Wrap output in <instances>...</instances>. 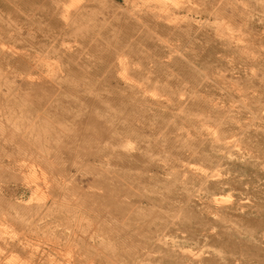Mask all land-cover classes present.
<instances>
[{"label":"bare ground","instance_id":"bare-ground-1","mask_svg":"<svg viewBox=\"0 0 264 264\" xmlns=\"http://www.w3.org/2000/svg\"><path fill=\"white\" fill-rule=\"evenodd\" d=\"M128 1L123 10L108 0H0V50L13 44L25 64L53 68L38 83L28 72L19 85L0 74L4 107L51 124L53 147L42 149L62 177L51 183L60 200L42 201L33 184L30 230L72 207L105 213L93 217L103 227L124 225L114 242L92 235L95 247L55 225L50 241L20 237L13 253L35 264H59L67 252L77 264H248L247 254L264 264V167L251 158L264 151V128L241 122L264 110V59L231 32L252 23L253 6ZM254 9L264 14V4ZM82 156L99 163L93 191L63 180ZM0 205L1 223L15 204L2 193Z\"/></svg>","mask_w":264,"mask_h":264},{"label":"rangeland","instance_id":"rangeland-1","mask_svg":"<svg viewBox=\"0 0 264 264\" xmlns=\"http://www.w3.org/2000/svg\"><path fill=\"white\" fill-rule=\"evenodd\" d=\"M108 1L123 10L128 7L127 0ZM163 1L168 6H174L173 4L175 3L182 4V2H185L184 5L194 4V0ZM233 1H238L241 9H247L252 5L254 11L252 23L238 20L236 21V25L238 26L237 29L231 32L236 35L240 41V45L245 47L251 55L255 56L258 54L264 59V14L254 9L259 7V5H263L264 0ZM128 2H130V0ZM194 5L197 6V4ZM212 18L209 20L212 24L211 26H216L217 22L220 20L217 19V17ZM221 22L224 24L223 20ZM227 24H231V22L227 21L224 25ZM1 40L3 39L0 38V42ZM17 50L18 47L13 44H8L7 51L0 50V58H8L9 60L10 57V60L0 67L1 76L6 77L10 84L19 85L24 72L30 74L32 83H38L40 77L43 78L47 75L49 69H53L49 66H35L31 63L25 64L22 58L16 54ZM258 70L260 73V69ZM254 71H256V69H254ZM240 104L241 103L238 102L236 98L233 102L234 109H237V106ZM4 106V101L0 99V114L3 119V125L0 124V196L3 193L7 199L13 200L15 206L11 209H6L9 214L7 217L8 219L0 223V264H35L29 259L27 260L19 257L18 253H13L15 250L13 247L14 243L17 242L20 237L31 239V236L41 241H50L52 238L49 228L59 224L61 226L58 228L57 232L62 231L65 234H71L72 237L85 239L91 247H95V245L92 246V235L94 234L99 240L101 238L97 237L98 234L112 233V241L118 240L117 237H120L121 232L124 230L123 223L106 219L111 225L109 227H103L97 224V222H94L93 217L105 213L92 208H85L84 211L83 209L72 207L70 211L60 214V219H58L56 223L55 218L53 220L52 218H48L50 223H48V225H42L44 230L32 233L30 229L31 226L35 224L34 221L36 219V216L32 215V210H30L32 209V204L29 202L33 197L36 199L35 191L32 187L33 184L34 186L36 184L38 190L43 193V196H40L42 201L60 200L55 197L51 190V183H53L56 176H59L58 165L50 163L49 159H45L46 157L55 159L54 153L49 150L45 152L42 149V147L46 149L47 146H50V148L53 147L51 143H48L47 134L44 132V130H48L52 128V126L39 111H28L16 105H11L9 108ZM6 113L7 118L4 116ZM241 122L249 125L250 128L255 130H262L264 128V110L256 117L244 114V116L241 117ZM39 148H41V151H39ZM235 148L240 152L243 158H250L249 151H244L243 146L237 144ZM257 156H259L258 160L264 167V151L257 153L256 157L254 156L251 158L255 159ZM81 158H84L86 163L82 162L80 164L71 165L69 172L63 180L67 178L70 184L80 189H85V191H93L94 189L90 188L88 184L92 181H97L98 178L101 177L99 171L93 168L95 165L98 168L97 165L99 163H94L87 157L82 156ZM65 161L66 163L72 162L67 159H65ZM111 168L116 169L115 167ZM59 178L62 179L61 176H59ZM262 181H264V175ZM229 196H231V193L223 195L220 197V200L226 203L229 200ZM71 200L75 201L77 197L72 196ZM36 201L37 199L35 202ZM59 202L54 209L55 211L59 209ZM16 206H19V208H15ZM20 206L28 208L21 211ZM1 207L3 206L0 205V212L4 211ZM104 216L108 217L106 215ZM20 222H22V224H20ZM1 231L4 232L2 233ZM131 244L136 245L135 243ZM252 250L257 252L255 249ZM64 253L65 251L62 252V254ZM67 254L69 253L67 252ZM67 254L61 255L63 259L60 260L59 264H77L74 263L69 257L70 255ZM249 255L252 254H247L245 256V258L249 259L248 264H259L255 259H250L251 256Z\"/></svg>","mask_w":264,"mask_h":264}]
</instances>
